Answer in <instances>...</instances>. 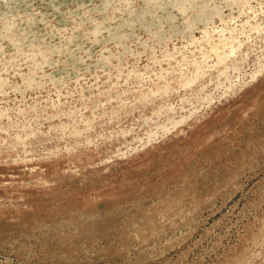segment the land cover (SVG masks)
<instances>
[{
    "label": "rangeland",
    "instance_id": "rangeland-1",
    "mask_svg": "<svg viewBox=\"0 0 264 264\" xmlns=\"http://www.w3.org/2000/svg\"><path fill=\"white\" fill-rule=\"evenodd\" d=\"M264 264V0H0V264Z\"/></svg>",
    "mask_w": 264,
    "mask_h": 264
},
{
    "label": "bare ground",
    "instance_id": "bare-ground-1",
    "mask_svg": "<svg viewBox=\"0 0 264 264\" xmlns=\"http://www.w3.org/2000/svg\"><path fill=\"white\" fill-rule=\"evenodd\" d=\"M109 264V263H108Z\"/></svg>",
    "mask_w": 264,
    "mask_h": 264
}]
</instances>
